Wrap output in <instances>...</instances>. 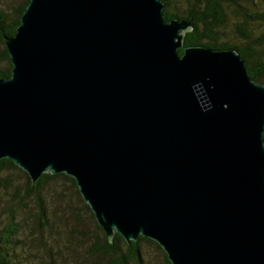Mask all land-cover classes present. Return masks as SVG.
I'll use <instances>...</instances> for the list:
<instances>
[{"label":"water","instance_id":"95a60500","mask_svg":"<svg viewBox=\"0 0 264 264\" xmlns=\"http://www.w3.org/2000/svg\"><path fill=\"white\" fill-rule=\"evenodd\" d=\"M162 0H30L4 37L0 160L73 178L113 241L170 264H264V84L235 49L184 48ZM184 48L183 54L179 50Z\"/></svg>","mask_w":264,"mask_h":264},{"label":"trees","instance_id":"16d2710c","mask_svg":"<svg viewBox=\"0 0 264 264\" xmlns=\"http://www.w3.org/2000/svg\"><path fill=\"white\" fill-rule=\"evenodd\" d=\"M29 1L25 0L24 4L19 6L16 15L13 17H10L5 11L0 10V79H8L12 75V63L5 46L4 37L15 36L20 19ZM162 1L165 4V20L192 21V30L185 34L184 48L189 46H206L218 50L235 49L246 61L247 72L250 78L264 84V34L254 38L252 33L247 32V27L253 23L264 24V9L263 12L259 13L250 12L244 6L248 0H184L183 10L175 12L171 9V6H173L172 0ZM262 1L264 4V0ZM227 9H231L238 18L235 24L236 38L242 42V46L230 44L226 35ZM184 48L179 50L180 55L183 54ZM13 170L22 173L26 178L24 198L37 195L49 181L64 178L74 187L80 198V202L83 204L84 212L89 213L92 220L96 221L89 206L83 201L73 178L64 174L46 173L39 178L37 185L33 186L29 175L17 167L12 160L1 159L0 190H8L11 187V178L7 177L5 173ZM14 191L17 192L16 189ZM18 194L14 199H20ZM9 210L11 212V220L7 221V225L5 224L0 230V264L15 263L11 256L15 250L16 239L21 230L18 221H16L18 219L17 214L12 212L11 208ZM39 212L40 216H46L42 203L39 204ZM95 228L98 230L99 235L95 236L93 251L98 255L108 258L111 264H145L142 255L143 244L154 245L157 249L163 251L157 243L142 236L137 241L128 243L121 235L115 233L113 241H110L97 221L95 222ZM12 246L14 248L9 250ZM164 257L166 263L170 264L166 253Z\"/></svg>","mask_w":264,"mask_h":264},{"label":"rangeland","instance_id":"374dc122","mask_svg":"<svg viewBox=\"0 0 264 264\" xmlns=\"http://www.w3.org/2000/svg\"><path fill=\"white\" fill-rule=\"evenodd\" d=\"M184 0H172L173 11L183 10ZM25 0H0V10L10 17L16 15ZM250 12H263L262 0H248L244 4ZM226 35L230 44L242 46L236 38L237 16L227 9ZM247 32L256 38L264 34V24H251ZM11 178V187L0 190V230L11 220V212L17 214L20 232L12 254L14 264H111L105 256L93 251L95 236L99 235L90 214L74 187L64 178L49 181L44 189L33 197L24 198L26 178L18 171L5 173ZM17 190L16 191L14 190ZM18 194L20 199H14ZM46 216H40L39 204ZM7 225V224H6ZM12 246L9 250H12ZM164 252L154 245L143 244L145 264H167Z\"/></svg>","mask_w":264,"mask_h":264}]
</instances>
